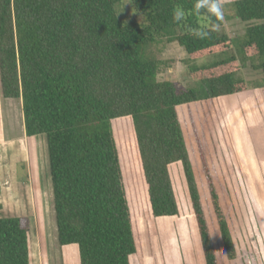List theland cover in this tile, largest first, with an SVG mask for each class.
<instances>
[{
	"label": "trees",
	"instance_id": "16d2710c",
	"mask_svg": "<svg viewBox=\"0 0 264 264\" xmlns=\"http://www.w3.org/2000/svg\"><path fill=\"white\" fill-rule=\"evenodd\" d=\"M131 2L143 22L121 16V0H0L2 94L22 100L28 136L45 135L58 242L76 244L80 264H131L146 252L159 264L157 219L179 213L175 162L183 165L205 262L219 264L178 113L202 97L196 87L159 79L166 63L149 49L176 41L189 60L235 49L189 67L210 99L262 87L240 67L251 62L264 80V0L232 2L235 16L250 23L243 34L218 29L205 39L189 30L220 26L222 18L195 13V0ZM177 6L188 13L179 23ZM203 161L220 242L234 260L231 228ZM0 264H31L25 218L0 217Z\"/></svg>",
	"mask_w": 264,
	"mask_h": 264
},
{
	"label": "rangeland",
	"instance_id": "374dc122",
	"mask_svg": "<svg viewBox=\"0 0 264 264\" xmlns=\"http://www.w3.org/2000/svg\"><path fill=\"white\" fill-rule=\"evenodd\" d=\"M233 1L222 0L223 17L219 26V30L231 37L243 34L250 24L235 16ZM118 9L123 17L139 22L145 20L131 0H121ZM149 50L166 63L159 73V79L175 81L179 89L196 87L201 94L200 101L178 107L179 118L219 264H241L240 258L233 261L228 258L220 242L203 160L208 164L231 231L234 232L239 254L243 255L249 249L255 254V246L260 243L261 238L260 224L264 225V86L210 99L206 96L201 81L190 76L189 67L227 58L236 53L235 49L209 54L196 60H189L185 49L176 41L162 40L154 43ZM240 74L253 85L257 81L264 85L263 74L255 71L251 62L240 67ZM7 129L10 132L9 123ZM170 172L179 213L157 219L159 234L155 241L158 262L163 264L164 255L168 251L175 252L179 245L181 250L183 246L186 247L179 242L183 232L193 240L191 249L187 252L184 250L185 264H206L182 163H172ZM9 175L7 183L3 182L0 193V217L19 216L26 219L31 264H80L78 251L77 254H71L64 248L59 250L61 245L57 237L45 142L43 141L41 148L39 145L38 170L21 163L17 166V174ZM177 235L179 241L175 239ZM143 259L135 256L133 264H154L147 252Z\"/></svg>",
	"mask_w": 264,
	"mask_h": 264
},
{
	"label": "crops",
	"instance_id": "0c3cea01",
	"mask_svg": "<svg viewBox=\"0 0 264 264\" xmlns=\"http://www.w3.org/2000/svg\"><path fill=\"white\" fill-rule=\"evenodd\" d=\"M8 123L11 126L10 132L7 129ZM43 141L46 144V138L43 134L35 136H28L26 134L22 100L20 98H5L2 94L0 85V179L2 183L1 190H3V182L7 183L8 175L10 174L15 176L17 174V166L21 163L29 164L31 168H35L36 170H38L39 145L41 148L43 145ZM231 232L238 253L237 258L241 259V264H245V257H252L254 259V264H256L255 254H253L250 249L249 251H244L243 255L239 254V249L237 246V241L235 239L234 232ZM182 233L180 235V241L178 235L175 236V239L181 243V246L186 245V247L183 246V250H181L179 245V249L177 248L178 250H176L175 252L168 251L164 255V260L166 264H185L184 250L185 252H187L189 249H191L190 247H192V245L190 246V244H193V240H191L189 236H187V234L185 235V233ZM63 248L64 250L69 251L71 254H77L78 251V246L76 244L65 245L63 247L61 246L59 250H63ZM59 252L61 254V251ZM133 258L134 257L131 258V264H133ZM143 263L145 264V262Z\"/></svg>",
	"mask_w": 264,
	"mask_h": 264
},
{
	"label": "clouds",
	"instance_id": "9594fccd",
	"mask_svg": "<svg viewBox=\"0 0 264 264\" xmlns=\"http://www.w3.org/2000/svg\"><path fill=\"white\" fill-rule=\"evenodd\" d=\"M223 2L222 0H195L194 11L197 14H203L209 21L211 17H216L221 19L223 16ZM188 13L185 9L177 6L173 9L172 19L173 22L179 23L186 19ZM219 29V25L206 23L197 28H191L189 34L198 38L205 39L209 36L210 31H216ZM245 264H254V259L252 257H245Z\"/></svg>",
	"mask_w": 264,
	"mask_h": 264
},
{
	"label": "flooded vegetation",
	"instance_id": "af4514ba",
	"mask_svg": "<svg viewBox=\"0 0 264 264\" xmlns=\"http://www.w3.org/2000/svg\"><path fill=\"white\" fill-rule=\"evenodd\" d=\"M260 228H261V238H259L260 243L256 244V251H255V257H256V264H263L264 263V255H263V251H264V242H263V238H264V225H262V223L260 224Z\"/></svg>",
	"mask_w": 264,
	"mask_h": 264
}]
</instances>
